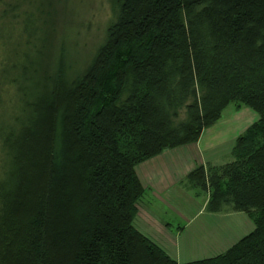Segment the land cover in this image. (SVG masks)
Wrapping results in <instances>:
<instances>
[{"label": "trees", "instance_id": "obj_1", "mask_svg": "<svg viewBox=\"0 0 264 264\" xmlns=\"http://www.w3.org/2000/svg\"><path fill=\"white\" fill-rule=\"evenodd\" d=\"M118 3L84 74L67 85L58 68L50 94L22 101L17 127L0 135V264H264V0ZM1 57V79L34 75L20 51ZM189 96L187 121L170 126L169 109ZM229 103L258 119L236 137L231 160L196 166L181 184L208 195L206 211L242 212L253 229L180 263L135 226L144 194L135 167L196 142Z\"/></svg>", "mask_w": 264, "mask_h": 264}, {"label": "rangeland", "instance_id": "obj_2", "mask_svg": "<svg viewBox=\"0 0 264 264\" xmlns=\"http://www.w3.org/2000/svg\"><path fill=\"white\" fill-rule=\"evenodd\" d=\"M10 3L13 5L11 8ZM4 5L8 11L2 15ZM118 15V0H0V25L5 20L15 30L0 28V59L1 55L16 49L24 60L36 65L32 77L19 75L16 83L7 81L6 77L2 78L4 80L0 78V135L6 129L17 127L15 117H19L22 112V101L27 103L50 94L58 68L62 70V80L67 85L73 84L84 74L107 40L108 28ZM22 25L24 29L20 28ZM13 45H16L14 49ZM193 99L189 96L181 104L169 109L170 126L175 127L187 121L186 105ZM257 119L258 113L252 108L245 105L237 108L234 103H229L217 120L219 126L216 130L217 133H228L222 136L227 137L232 134L231 130H245ZM59 129L60 126L54 144L56 156L61 147ZM121 140L130 143L132 137L125 134ZM7 170L8 157L0 136V177H4ZM179 187L175 188V191L180 192L179 211L172 207L169 209L157 199L145 195V199L150 202L148 207L165 219V223L170 222L173 232L177 231L179 224H184L183 219L175 214L182 212L188 216L197 214L199 210L201 214L205 212L203 193L191 194L183 186ZM181 204L186 206L182 207ZM235 217L247 219L241 212H236ZM230 221L233 219L230 218ZM223 222L232 224L226 219Z\"/></svg>", "mask_w": 264, "mask_h": 264}, {"label": "crops", "instance_id": "obj_3", "mask_svg": "<svg viewBox=\"0 0 264 264\" xmlns=\"http://www.w3.org/2000/svg\"><path fill=\"white\" fill-rule=\"evenodd\" d=\"M217 121L205 128L196 142L165 149L160 153L143 160L135 167L136 174L144 187V194L139 202L134 220L136 228L158 244L172 258L180 263L214 256L253 229L251 220L235 217L236 212L213 213L200 210L197 214L188 216L180 212L176 217L182 218L184 224L172 231V224L158 216L148 207L150 203L145 195L157 199L169 209L179 211V191L175 188L183 186L181 181L196 166L222 164L231 159V150L236 137L244 130H231L232 134L217 133ZM227 126V125H225ZM229 131L230 128L228 127ZM241 130V132H240ZM186 189L191 194H199L195 189ZM205 208L208 195L203 193ZM185 198L183 197V200ZM184 207L186 204H181ZM242 213V212H241ZM246 216V215H245ZM229 218V219H228ZM230 218L233 221H230ZM232 224L224 223V220ZM250 221V222H249Z\"/></svg>", "mask_w": 264, "mask_h": 264}]
</instances>
